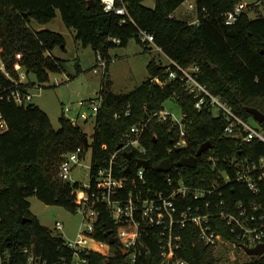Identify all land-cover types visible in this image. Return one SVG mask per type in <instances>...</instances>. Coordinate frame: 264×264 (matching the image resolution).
<instances>
[{"label": "trees", "instance_id": "16d2710c", "mask_svg": "<svg viewBox=\"0 0 264 264\" xmlns=\"http://www.w3.org/2000/svg\"><path fill=\"white\" fill-rule=\"evenodd\" d=\"M0 0V57L10 77L20 81L19 67L33 74L42 83L51 73H59L63 61L51 56L56 47L65 46V38L50 30L34 31L31 23L47 24L60 11L64 24L76 32V40L84 47H91L96 55L111 61L109 51L117 46H127L131 39L141 43L138 33L144 30L154 36L155 45L161 48L165 58L182 67L198 66L197 79L210 93L220 97L232 111L244 121L264 132V122H257L248 112L255 108L264 115V16L251 18L245 11L233 25L225 24V14L243 0H195L198 24L179 20L175 11L187 0H155V8L143 5L144 0H126L135 24L122 23V17L105 13L100 0ZM112 39H118L116 44ZM146 48L152 49L149 45ZM168 65L152 60L148 65L149 78L136 89L115 94L112 82L103 75L100 96L103 98L95 126L91 178L100 169L107 168L118 146L127 141L130 128L146 121L149 116L162 110L173 99L185 114L186 149L169 153L179 136L177 127L155 123L146 132L143 144L145 154L134 152L127 160L124 152L118 153L116 163L123 165L117 173L132 177L137 170L136 158L148 160L145 171L148 187L154 191L169 193L168 179L181 178L193 187H210L212 181L223 183L221 174L233 176L230 166L233 159L258 161L264 156V143L253 140L242 142L241 137L227 135L229 121L224 115H215L205 106L195 108V99L180 79H169ZM159 78L164 86L153 80ZM36 86L30 82L28 87ZM13 86L0 70L1 91ZM22 85L21 88H24ZM0 94V111L7 129L0 131V255L3 264H27L24 254L29 249L47 264L71 261L72 249L64 239L44 227L31 211L28 199L36 196L46 205L60 206L76 213V195L84 186L79 182L62 181L58 171L64 158L78 147H86L87 135L80 126H73L64 110L59 119L61 128L55 130L49 115L41 108L30 104L18 106ZM130 115H126L127 112ZM116 115L119 117L116 118ZM211 142V148L198 157L194 168L173 167L168 173L157 172L154 167L166 159L173 163L184 157L195 156L200 147ZM215 161H211L210 158ZM131 168V173H127ZM222 192V196H220ZM213 197L214 202L255 201L264 206V184L259 194L251 193L245 185L234 180ZM194 205L192 200L184 204ZM99 225L95 238L107 242L116 237V226L105 207L98 208ZM213 211V209H212ZM25 221V222H23ZM218 231L231 239L229 231L219 226ZM223 227V226H222ZM182 248L179 257L190 264H218L221 256L215 246H205L199 241L197 227L189 224L179 231ZM109 234L108 237H105ZM151 255H140L135 264H165L157 242L143 238ZM113 256L109 261L100 254L88 256L91 264H127L120 244L112 245ZM9 254V261L5 255ZM246 264H264V255L255 257Z\"/></svg>", "mask_w": 264, "mask_h": 264}, {"label": "built area", "instance_id": "2783aa9c", "mask_svg": "<svg viewBox=\"0 0 264 264\" xmlns=\"http://www.w3.org/2000/svg\"><path fill=\"white\" fill-rule=\"evenodd\" d=\"M100 2L105 13L121 16L122 23L131 22L135 24L129 13L126 0H100ZM189 7L196 13V5L190 4ZM246 8L247 4L243 2L237 4L233 10L225 14V24L228 26L235 25ZM191 23H199L197 16ZM138 36L141 43L154 46L162 53L161 48L155 45L153 35L144 30H139ZM112 41L116 44L120 43L118 39H112ZM168 60L169 79H180L184 83L188 93L195 99L196 109L201 110L205 106H209L215 115H224L229 121L225 130L227 135L236 134L241 137L242 142L246 143L253 140H260L264 143L263 131L238 117L226 102L210 93L207 87L198 81L197 75L200 72L198 66L185 68L173 60ZM106 69L107 59L101 54H97V65L94 71L96 73L103 71L104 75ZM0 70L13 83V86L3 89V91L0 87V94H5L4 97L8 101L18 106L27 107L33 104L32 88L21 80L12 79L1 57ZM153 81L161 86L165 85V82L159 78H155ZM22 85L25 87L21 88ZM86 103L91 109L90 113H78L76 118L66 116L73 126H78L81 120L88 122L93 117L96 121L102 109L103 98L99 95L98 98L91 99ZM86 103L80 102L79 106L83 107ZM69 112H71L70 108L64 110L65 115ZM126 115H130V112L128 111ZM117 117L119 115H116ZM153 123L169 125L171 129L174 127L179 129L178 139L169 153L187 148L185 114L182 112L179 117L163 108L153 112L146 121L133 125L127 135L126 143L110 158L108 167L97 172L94 184H92L91 178L88 185L82 184L84 188L75 192L78 204L77 212L83 213V223H86L87 228L79 232L76 242L64 240L65 244L73 251L72 258L70 262L64 259L58 264H91L88 258L91 253L100 254L103 246L107 248L111 246L109 242H101L95 238L100 221L99 207H105L111 221L116 226V238L121 250L127 252V257L134 264L140 255L152 254L143 238L154 243L157 242L165 264H190L178 255L182 248V236L179 231L185 229L189 224L197 227L199 241L205 246L218 248L220 245H224L229 248L242 249L241 246L255 248L264 244V206L262 204L255 201L226 203L224 199L219 202L213 200L216 194L234 180L245 185L251 193L259 194L264 184V156L254 162L248 159H233L230 164L233 168V176L223 172L221 185H218L217 181H212L210 187L198 188L186 184L181 178V174L176 180L171 177L168 179L169 193L154 191L148 187L146 169L144 168L137 167L136 172L130 178L118 175L117 171L123 168V165L116 163L118 153L145 154L146 147L143 140H145L146 132ZM6 129L7 122L0 111V131ZM88 149L78 147L64 158L58 171L60 180L73 182L72 172L85 158ZM139 159L141 158H136V163ZM210 160L215 161L212 157ZM219 194L222 196L223 193L220 192ZM188 199L194 201L195 204H184ZM217 220H219V226L224 228V231H229L230 236H232L231 239L218 231V224L214 223ZM63 227L62 223H57L55 231H62ZM89 243L95 245L89 246ZM23 252L27 258V264H47L29 249H25ZM9 257V254L5 255L8 261ZM3 261L4 258L0 255V264H3Z\"/></svg>", "mask_w": 264, "mask_h": 264}, {"label": "rangeland", "instance_id": "374dc122", "mask_svg": "<svg viewBox=\"0 0 264 264\" xmlns=\"http://www.w3.org/2000/svg\"><path fill=\"white\" fill-rule=\"evenodd\" d=\"M247 4L245 11L251 18L264 16V0H243ZM196 5L195 0L185 1L174 13L179 20L192 22L196 19V13L189 5ZM143 5L147 8H155V0H144ZM31 26L34 31L50 30L62 35L65 38L64 47H56L50 54L52 57L63 61L62 69L59 73H51L50 79L46 82H38L33 74L28 75L25 67H19L20 80L26 84L33 82L36 84L32 88L33 104L45 110L51 120L53 128L57 131L61 128L60 117L63 110L70 108L71 112L66 113L68 118H76L78 113H90L91 109L88 101L98 98L102 83L103 71H94L97 65V55L91 47H84L76 40V32L73 28L67 27L62 19L60 11L57 16L47 24H39L32 21ZM139 43L135 38L131 39L127 46H117L109 51L111 61L106 69V79L112 82V91L115 94L128 93L141 86L148 78V65L152 60L161 62L164 66L169 64V60L154 46ZM36 87V88H34ZM80 102L86 103L83 107ZM166 111L177 116H181V110L177 102L173 99L164 104ZM257 126L255 122L252 123ZM81 130L87 135L89 149L85 158L77 165L72 172V181L88 185L90 183V169L93 157V145L96 121L91 118L88 122L80 121ZM31 211L39 219L40 223L60 235L67 242H76L80 231L86 230L87 225L83 223V213L81 211L72 213L60 206L46 205L36 196L28 199ZM62 223L63 230L55 231L56 224ZM108 242V241H107ZM89 243V246H94ZM112 245L101 249L100 255L107 259L113 256ZM217 253L221 256L218 264H246L253 261L255 256L247 255L242 249L220 245Z\"/></svg>", "mask_w": 264, "mask_h": 264}, {"label": "water", "instance_id": "95a60500", "mask_svg": "<svg viewBox=\"0 0 264 264\" xmlns=\"http://www.w3.org/2000/svg\"><path fill=\"white\" fill-rule=\"evenodd\" d=\"M94 4V1L91 0L89 2V8L92 7V5ZM248 112L254 117V119L259 122L262 123L264 122V115L257 109L255 108H248L247 109ZM88 138L86 139V147L88 148ZM212 144L211 142H206L204 143L200 149L198 150V152L196 153L195 156H190V157H184L180 160H178L177 162H172L170 159H166L164 161H162L161 163H159L158 165H156L154 167V170L157 172H162V173H168L170 172L173 167H187V168H194L197 164V159L198 157L202 156L204 153H206L210 148H211ZM122 146L119 145L118 149H120ZM124 156L126 157L127 160L131 161L133 159V153H124ZM137 167L138 168H144V169H148L150 167V162L148 160H144V159H139L137 161ZM127 173H131V168H127L126 170ZM25 222V221H23ZM109 234H106L105 237H108ZM108 242L110 245H114L115 243L118 242V239L116 237H110L108 239ZM241 248L243 249V251L250 256H255V257H261L264 255V244H260L255 248H248L245 246H241ZM122 254L124 257H126V261L127 264H134L128 257H127V252L126 251H122Z\"/></svg>", "mask_w": 264, "mask_h": 264}, {"label": "crops", "instance_id": "0c3cea01", "mask_svg": "<svg viewBox=\"0 0 264 264\" xmlns=\"http://www.w3.org/2000/svg\"><path fill=\"white\" fill-rule=\"evenodd\" d=\"M45 111V110H44ZM46 112V111H45ZM47 113V112H46ZM48 114V113H47Z\"/></svg>", "mask_w": 264, "mask_h": 264}]
</instances>
